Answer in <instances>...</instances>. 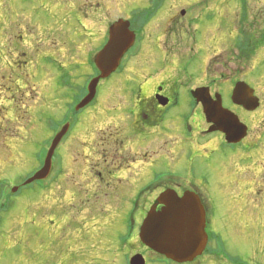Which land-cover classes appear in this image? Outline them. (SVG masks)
I'll return each mask as SVG.
<instances>
[{"label":"rangeland","instance_id":"rangeland-1","mask_svg":"<svg viewBox=\"0 0 264 264\" xmlns=\"http://www.w3.org/2000/svg\"><path fill=\"white\" fill-rule=\"evenodd\" d=\"M147 8L153 16L161 13L140 31L141 39L136 37L124 72L102 81L95 100L81 111L52 110L56 99L63 105L77 96L92 75L88 58L102 49L109 24L129 18L133 28L141 30ZM241 25L258 46L264 43V0H0V264H128L136 252L147 264H168L140 243L143 208L136 211L134 235L125 241L131 210L125 207V196L150 179L156 165L145 162H154L158 151H174L169 154L170 170L187 174L192 167L188 149L183 148L187 137H211L196 146L210 160L196 158L193 163L198 175L212 181L211 188L200 192L210 207L211 243L194 264H264V48L238 61L232 47L241 40ZM207 36L211 44L203 51L201 39ZM63 73L73 89L62 87L60 79L67 84ZM174 75L178 104L160 121L156 133L161 140L155 141L157 147H146V157L151 158H144L141 173L129 178V172H123L119 186L110 166L106 169L113 159L105 160L99 153L101 137H111L121 128L132 132L123 110L139 94L150 97L162 79ZM205 75L212 94L223 95V108L250 129L247 151L224 150L223 143L220 147L221 135L209 132L204 110L194 108L189 91L196 84L205 85ZM238 80L260 98L258 111L234 106L236 86H231ZM186 115L199 118L197 135ZM66 117L72 124L64 136L68 138L55 149V168L47 176L51 188H23L11 193L8 202L1 194L7 192L4 184L20 186L34 176L46 150L41 142L52 137L53 124ZM61 163L65 174L57 179ZM160 192L151 193L145 203Z\"/></svg>","mask_w":264,"mask_h":264},{"label":"flooded vegetation","instance_id":"flooded-vegetation-1","mask_svg":"<svg viewBox=\"0 0 264 264\" xmlns=\"http://www.w3.org/2000/svg\"><path fill=\"white\" fill-rule=\"evenodd\" d=\"M159 12H157L158 14L156 13L155 16L152 15L151 11L148 13V18L149 17L150 18H149L147 24L142 27V29L144 31H146L147 28L151 25L152 20L156 19L158 17ZM131 25L133 28V25H134L133 21L131 22ZM171 25H172L171 23L168 24L169 27H171ZM168 26H167V28H168ZM132 30L135 31L138 35V31L135 28H133ZM165 31H164V33H165ZM169 31H171V30H169ZM169 31L167 33H169ZM173 31H175V30L172 29L171 34L173 33ZM195 31L193 32V35L190 34V38L192 40V43H191L192 49L191 50L193 51V53L195 51V48H194V41H195V36H196ZM226 36L228 37L227 34H226ZM142 40H144V39L142 38ZM211 40L212 39H210L209 36L205 37V39L202 38L201 39V50L208 51V45L211 44ZM181 42H183V41H181ZM232 49L236 50V54H237L236 58H238V60L241 61V57H242V54L244 52L238 50V48L236 46L232 47ZM128 54H126L125 57L123 58V60L121 61L120 68L118 70L119 73L124 72V70H125L126 64H124V63L127 60ZM146 59L147 58H145L143 61L144 64H147ZM237 63L239 65V67L242 66V64L240 62H237ZM207 70L208 69H206V67H205L204 73ZM175 82H176V75L167 77L166 79H162L161 82H159L158 85L155 87L156 89L150 97L143 98L139 94L138 97L135 99L134 103L131 106L126 107V108H132V110L130 111V110H127L126 108H125V110H123L124 114H126L131 120L132 132H129V134H126L125 130L123 128H121L120 131H116V133L114 135H111V137H101L102 138L101 143L103 144V146L100 145V146H102V149L100 147L99 153L105 158V160L106 159H110V160L113 159L112 164L107 165L106 169L110 166L112 171H110L109 173L111 175L115 174L116 180L119 182V186H120V183L123 182V180H124V178L120 177L123 172H124V174H126V172H129L128 177L129 176H135V175H137L138 172L141 173V171L143 170V167H144V165H143L144 163L142 161H144V158L146 156H148V153H149V151L146 149V147L149 144H153L154 147H157V145H155V141L161 140V138L159 137L160 136L159 132L156 133V130L161 128V122L160 121L163 118V115L166 114V111L170 110L173 106H176L178 104L177 98L179 96V89L177 88V83H175ZM204 82L206 83L205 85L199 86L196 84V85L192 86V88L189 91V94H192V91L199 89V88H208L211 92L213 87H212L211 81H208V78L206 75H205ZM24 83H26L25 80H24ZM233 87H234V84H232L231 88H233ZM141 89H142V86H141ZM141 89L138 90L139 93H141ZM218 94H221V93H218ZM211 95L213 98L215 97V95H213L212 92H211ZM222 97H223V95H222ZM160 98L163 100L167 99L169 101L168 102L169 105L165 107V105L162 104V101ZM192 104L194 105L195 109H200L203 111L201 104L197 103L196 101H194V103H192ZM240 109L243 110V108H240ZM190 116L191 115H189V117ZM189 117L186 115L185 119H187V122L189 121V119H191L194 122V125L191 127L195 131L194 134L197 135V131H201V129L199 128L196 131L194 129V127L197 128V126H198L197 123H201V122L199 121V118H195V117L189 118ZM203 120H205V119L202 118V122H204ZM48 127L50 128L49 125H48ZM192 128H190V129H192ZM217 135H221V137H219L218 140L220 142V147H221V143H223L224 150L226 148L233 149V148H237V147H243L244 150L249 149V147H247L248 137L241 144L236 145L234 147L232 145L227 144V142L225 141V136L223 134L217 133ZM53 138L54 137H47L42 142H50L53 140ZM66 138H68V137H64L62 139L61 143H64ZM174 138H175V140H178V139H176L178 137H174ZM210 139H211V137H187L186 142H183V148L185 150L188 149V152L186 155L187 160H189L188 164L192 165V167H190L189 169L186 168L187 174H183L182 172H179L176 170L175 171L170 170L171 165L169 163V157H170L169 154H171V156H172L174 151L173 152L168 151V155H167V153H165V149H164L163 153H160V151H158L159 155L156 156V159L154 162H152L151 160L147 163L145 162L146 165L148 163H150L154 166L156 165L157 169H155L156 168L155 167L153 172L151 170L150 177H149L150 179L143 186L133 188V195L132 196H129V198H127L125 196V201H126L125 207L139 208L140 212H141V209L143 208L142 213L143 212L146 213V215H145V218H146L151 209H154L157 212H160L165 207V205L162 204V202L160 200L161 195L163 193L174 192V193H177V195L179 197H183L186 192H193L196 195H198V197L201 200V204L206 211V214H207L206 231L209 235V226H210V221H211L210 220L211 219L210 218V207L207 206V203L204 199V196L200 192L206 191L204 189H209V187L211 188L212 181L206 175H203V176L198 175L196 172V169L194 168L193 163L196 160V158L199 160H202V161H206L207 159L210 160L209 157L201 155L200 150H196V146L201 147L203 145V143H201V142L207 143L208 141H210ZM220 139H222L223 142H221ZM92 140H94L96 142L95 139H92ZM103 140L105 142H103ZM175 145H176V143H175ZM205 149L206 148H204V150ZM86 150H89V146H86ZM92 150H94V148H92ZM224 150L222 152H224ZM205 151H207V150H205ZM128 153L133 154V156H130ZM79 156H82V154H79ZM167 156H168V158H167ZM150 158H151V156L146 157L145 159L148 160ZM182 163H183V161H182ZM53 168H55V164H54ZM59 169H60V171L58 170L59 173L57 175V179L59 178V176L65 174V168L64 167L59 168ZM57 179L55 181H57ZM138 182L142 183L140 178L138 179ZM187 184H189V185H187ZM119 186L115 187V188H119ZM157 191H161L160 194L158 195L159 197L155 198L153 201H152V199H148L145 203L147 196H149L151 193H154ZM209 238H210V235H209ZM209 245H210V239H209L208 246Z\"/></svg>","mask_w":264,"mask_h":264},{"label":"water","instance_id":"water-1","mask_svg":"<svg viewBox=\"0 0 264 264\" xmlns=\"http://www.w3.org/2000/svg\"><path fill=\"white\" fill-rule=\"evenodd\" d=\"M130 26V22L120 20L110 28V40L96 57L101 76L91 82L89 94L78 105L77 110L87 107L93 101L100 80L110 77L118 69L124 55L132 48L136 36ZM193 97L203 105L207 122L212 125L209 132L224 133L230 143H239L247 136L248 128L237 116L223 108L221 96L218 95L215 101L208 89H199L193 92ZM233 100L234 104L248 111H254L259 106L254 90L244 83L237 84ZM161 101L163 105L167 103V100ZM68 128L69 125L56 136L44 168L28 180L26 185L47 178L55 149ZM16 191L17 188L13 190ZM160 200L165 208L159 213L155 210L149 213L140 232L142 243L174 263H193L203 255L208 242L205 231L206 212L199 197L187 192L179 198L174 192H167ZM131 264H145V260L137 255L131 260Z\"/></svg>","mask_w":264,"mask_h":264},{"label":"trees","instance_id":"trees-1","mask_svg":"<svg viewBox=\"0 0 264 264\" xmlns=\"http://www.w3.org/2000/svg\"><path fill=\"white\" fill-rule=\"evenodd\" d=\"M143 23H145V20L143 21ZM142 23V24H143ZM143 29H141V30H139V31H142ZM140 33V32H139ZM244 44H242V47H241V49L243 48L244 49V53L246 54V53H249V52H257V50L263 45V43L260 45V46H258V43H252L253 42V40H254V37H253V35H248L247 33H245L244 34ZM252 44V45H251ZM255 50V51H254ZM255 53H254V55H255ZM253 55V56H254ZM245 56H248L247 54L245 55ZM61 85L63 86V87H70V88H72V85L68 82L67 84L65 83V84H63V83H61ZM62 123H63V121L62 122H59V125H58V123H57V125H56V127H54V129L56 128V129H59V127H60V125H62ZM55 129V130H56ZM1 224V223H0ZM214 236H217L216 234H214Z\"/></svg>","mask_w":264,"mask_h":264}]
</instances>
